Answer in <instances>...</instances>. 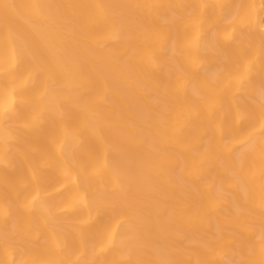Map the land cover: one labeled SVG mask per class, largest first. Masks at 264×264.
<instances>
[{"label": "bare ground", "instance_id": "bare-ground-1", "mask_svg": "<svg viewBox=\"0 0 264 264\" xmlns=\"http://www.w3.org/2000/svg\"><path fill=\"white\" fill-rule=\"evenodd\" d=\"M0 264H264V0H0Z\"/></svg>", "mask_w": 264, "mask_h": 264}]
</instances>
